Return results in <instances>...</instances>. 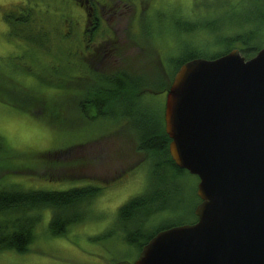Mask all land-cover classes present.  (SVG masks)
Returning <instances> with one entry per match:
<instances>
[{"label":"rangeland","instance_id":"rangeland-1","mask_svg":"<svg viewBox=\"0 0 264 264\" xmlns=\"http://www.w3.org/2000/svg\"><path fill=\"white\" fill-rule=\"evenodd\" d=\"M24 1L0 0V77L42 89L45 86L42 81H49L51 76L55 79L58 77L51 69L58 65L64 75L57 79L65 85H71L66 74L78 77L84 71L76 55L72 57L71 54L78 52L83 26L89 25L85 0H37L38 7L35 9L40 16L37 14L35 28L38 29L41 26L39 24L49 20L50 30L57 29L62 34L73 31L70 36L73 40L65 38L60 41L64 35L56 31L53 33L55 36L48 35L45 39V42L48 39L46 50L19 38L9 40V27L4 21V13ZM99 1L103 8L102 23L94 48L99 51L103 49L100 51L102 59L95 63L91 55L86 54L85 58L90 57L89 69L107 73L122 68L131 74H141L142 84H149L154 91H161L162 86L167 84L160 77L161 65L171 74L177 69L174 60L184 50L182 41L192 44L197 42V46H201L204 39L196 33V36H187L178 31L174 25L176 21L193 19L201 25L199 34L210 37L203 27L209 20L217 19L219 26L223 21L239 18L244 11H251L261 4L254 0H232L228 10L229 4L221 0ZM198 49L207 52L208 48L202 46ZM213 51H217L215 46ZM37 74L41 79L34 76ZM0 83L5 100L7 87L16 92L15 97L22 96L18 87L2 84L5 83L3 80ZM80 97L79 91L66 89L59 92L56 99L63 103ZM166 97L167 93L146 94L140 100V106L147 114H160L165 109ZM7 98L11 100L10 96ZM118 111H122V108H118ZM63 114L69 127L67 130L72 131L54 129L48 122L42 124L32 115L0 100V143L5 146V149L0 150V167L15 166L16 163L23 165V168L1 174L0 180L6 176L1 183H16L25 189L35 190H59L73 185L93 184L103 188V192L93 202L88 220L71 228L67 235L51 234L50 212H45L30 251L25 254L4 252L0 254V264H134L139 256L138 249L127 245L122 239L117 214L119 208L129 200L146 192L152 162L138 150L137 137L130 121L101 120L88 126L74 110L63 111ZM94 139L97 141L90 144L89 141ZM77 145L84 147L77 148ZM8 148L14 153L7 151ZM70 148L72 150L68 158H62V161L73 163L80 159L83 164L75 167H46L41 160L34 159L36 156H30ZM33 159V166L24 167L31 165ZM56 173L64 174L66 180L60 182L49 178L50 174ZM172 178L176 190L171 188L170 197L163 201L169 211L152 218L155 226L184 225L195 221L193 210L198 203L196 191L199 178L189 172L180 176L173 174ZM160 188H164V185H160Z\"/></svg>","mask_w":264,"mask_h":264},{"label":"trees","instance_id":"trees-1","mask_svg":"<svg viewBox=\"0 0 264 264\" xmlns=\"http://www.w3.org/2000/svg\"><path fill=\"white\" fill-rule=\"evenodd\" d=\"M90 1L94 5L99 2V0ZM221 1L229 4L227 7L229 10L232 0ZM254 1L261 4L251 11H244L239 18H230L223 21L219 26L217 25L219 22L217 19L209 20L203 27L209 32L210 37L199 34L201 25L193 19L176 21L174 25L178 31L187 36L198 34L204 39L201 46H197V42L192 44L182 41L184 50L174 60L177 69L173 74L166 71L161 65L160 77L167 82L166 85L162 86L161 91H154L147 83L142 84L143 75L131 74L126 69L121 68L118 71L107 73H97L89 69L90 57L85 58L86 54L91 55V59L95 63L102 59L100 51L103 49L99 51L94 48L97 42L96 35L101 31L102 22L99 13H96V19L92 20L93 25L83 26V36L78 40L80 48L76 54H71L72 57L76 55L75 57L79 60L81 68L84 69L82 75L80 74L81 76L78 77L66 74L65 77L71 81V85H65L59 81L61 75L64 74L62 68H59L58 65L51 69L60 79L51 76L49 81H42V84L45 85L41 87L42 89L23 85L8 77H0V80L5 82L2 84H12L18 87L19 92L22 94L20 97H15L16 92L7 87L4 93L7 97L10 96L11 100L7 97L5 100L0 88L1 101L21 110L25 114L32 115L42 124L48 122L54 129L72 131L71 129L67 130L69 127L66 125V117L63 111H76L80 116L79 118L86 121L88 126L101 120L119 121L121 119L122 121H130L133 133L137 137L138 150L146 154L147 158L151 160L152 167L146 192L132 198L119 208L117 223L120 227L122 239L127 245L138 249L139 256L144 246L157 234L172 227L182 226L176 224L155 226V224H152V218L169 211L168 206L163 201L170 197L171 188L176 190L172 175L180 176L187 173L186 170L177 167L170 154L171 139L165 129V109L161 110L160 114H147L146 111H143L144 108L140 106V100L146 94L167 93L179 69L192 60L199 58L215 59L233 50H239L247 60L256 56L264 47V0ZM38 2L37 0H25L24 3L13 6L4 13V21L9 27V40L13 41L14 38H19L30 45L33 44L46 50L48 39L46 42L45 39L55 31L64 35L60 37V41L65 38L71 39L72 30L63 34L57 29L50 30L51 23L49 20L39 24L41 26L38 29L35 28L37 14L39 15L35 9L38 7ZM41 34L43 35L41 36ZM202 46L208 48L207 52L198 49ZM213 46L216 47V52L213 51ZM104 53L105 51H103ZM55 68L56 70H54ZM165 75L167 80L164 78ZM34 76L41 79L38 74ZM66 89L79 91L81 97L60 103L56 99L57 94ZM12 97L15 99H12ZM118 108H122V111H118ZM95 141L97 140L94 139L89 143ZM78 147L84 146L77 145ZM3 149H5V146L0 143V150ZM9 150L8 148L7 151ZM71 150L70 148L44 151L38 155L30 154V156L32 158L36 156L34 159L41 160L46 167H65L66 165L75 167V165L83 164L80 163L82 161L80 159L73 163L62 161V158H68ZM10 151L13 152V150ZM34 159L30 161L31 165H24V167L33 166ZM18 164L20 163H16L15 166L0 167V175L8 170L14 171L17 168H23L22 164ZM63 175L61 173L50 174L49 178L64 182L66 178ZM1 178H4V176ZM5 179L6 176L0 180V254L8 251L18 254L28 253L30 246L36 240V229L43 221L45 212H50L49 230L51 234L53 236L67 235L71 228L88 220L93 202L103 192V188L93 184L73 185L59 190L25 189L16 183H1ZM160 185H164V188H160ZM196 197L198 203L193 210L195 219L193 223L198 220L195 209L201 203L197 191Z\"/></svg>","mask_w":264,"mask_h":264},{"label":"water","instance_id":"water-1","mask_svg":"<svg viewBox=\"0 0 264 264\" xmlns=\"http://www.w3.org/2000/svg\"><path fill=\"white\" fill-rule=\"evenodd\" d=\"M164 117L173 161L199 178L198 220L157 234L134 264H264V47L183 65Z\"/></svg>","mask_w":264,"mask_h":264},{"label":"flooded vegetation","instance_id":"flooded-vegetation-1","mask_svg":"<svg viewBox=\"0 0 264 264\" xmlns=\"http://www.w3.org/2000/svg\"><path fill=\"white\" fill-rule=\"evenodd\" d=\"M81 3H83V2H81ZM97 3H98L97 5L96 4L94 5L90 0L84 1V5L86 6L85 10L88 14V21H89L90 25H93L92 20L96 19V17H97L96 13L97 14L99 13L100 20H101V14L103 13V8L100 4V1ZM101 22H102V20H101Z\"/></svg>","mask_w":264,"mask_h":264}]
</instances>
